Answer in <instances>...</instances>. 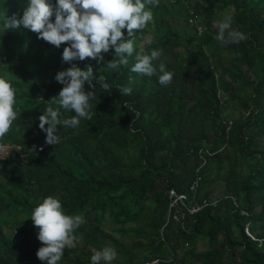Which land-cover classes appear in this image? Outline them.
Listing matches in <instances>:
<instances>
[{
    "label": "trees",
    "instance_id": "1",
    "mask_svg": "<svg viewBox=\"0 0 264 264\" xmlns=\"http://www.w3.org/2000/svg\"><path fill=\"white\" fill-rule=\"evenodd\" d=\"M187 1L159 0L155 26L136 33L129 63L113 71L114 49L69 63L66 44L22 26L4 31V16H22L27 0H0V78L17 112L0 138L11 146L0 157V264H47L30 218L47 196L85 219L59 264H91L105 246L118 254L112 264H264V0ZM225 13L245 34L238 44L217 40ZM154 49L163 50L154 64L174 73L167 85L131 71L137 53ZM73 64L93 70V119L58 125L50 145L39 116L59 107L55 76ZM60 112L61 121L74 115ZM170 188L186 196L181 212L169 207ZM192 203L201 206L190 213Z\"/></svg>",
    "mask_w": 264,
    "mask_h": 264
},
{
    "label": "clouds",
    "instance_id": "2",
    "mask_svg": "<svg viewBox=\"0 0 264 264\" xmlns=\"http://www.w3.org/2000/svg\"><path fill=\"white\" fill-rule=\"evenodd\" d=\"M159 5V0H27L23 14L19 18L4 16L3 29L23 27L37 34L51 45L63 49L62 59L84 61L86 58L100 62L104 53L114 49L116 59L107 63V67L116 71L120 66L129 63L127 57L134 52V40L138 31L148 25L155 26L152 8ZM54 16V21L51 17ZM233 15L225 13L217 24V40L221 44H238L245 40V34L232 28ZM122 30H126V35ZM3 31V32H4ZM162 49H154L150 54L143 50L137 53L131 71L152 77L158 75L161 85L169 84L174 73L166 70L163 62L155 65L160 59ZM93 70L87 66L82 70L73 64L66 70L57 72L55 79L63 85L52 102L59 105L54 109L48 106L44 114L39 116V127L46 133L45 142L53 145L58 143L57 126L79 127L81 120L93 119L90 101L95 98ZM101 88L109 91V85L101 77ZM92 90H85V83ZM120 92L131 95V87H121ZM15 89L4 78H0V138H3L17 118L14 111ZM60 109L72 111L74 115L61 121ZM47 125V127H46ZM3 146H0L2 149ZM31 220L39 231L38 240L42 246L36 256L47 264H59L64 248L73 245L77 237L75 230L85 223L82 215H67L63 211L60 200L54 196L43 198L31 212ZM115 248L105 246L94 250L91 264H112L117 258Z\"/></svg>",
    "mask_w": 264,
    "mask_h": 264
},
{
    "label": "built area",
    "instance_id": "3",
    "mask_svg": "<svg viewBox=\"0 0 264 264\" xmlns=\"http://www.w3.org/2000/svg\"><path fill=\"white\" fill-rule=\"evenodd\" d=\"M198 30H201V27H199L197 25ZM0 146H3L2 149H0V157L7 155L9 153V148L11 147L9 144H0ZM33 147H37L40 148V146H32L31 149ZM198 180V177L194 179V181H192L191 185L189 188H194L196 186V182ZM168 197L170 198L169 201V207H175V211L181 212L180 207H178V204L180 205H184V200L186 198V196L183 193H178L174 188H170L168 189ZM201 205H197V204H190V206H188V211L194 212L197 211L199 209ZM249 234V233H248Z\"/></svg>",
    "mask_w": 264,
    "mask_h": 264
},
{
    "label": "rangeland",
    "instance_id": "4",
    "mask_svg": "<svg viewBox=\"0 0 264 264\" xmlns=\"http://www.w3.org/2000/svg\"><path fill=\"white\" fill-rule=\"evenodd\" d=\"M188 6H193L194 5V2H193V0H191V1H187V3H186ZM204 23H205V20H200L199 18L197 19V25L199 26V27H202V24L204 25ZM218 22H215L214 24H217ZM178 30H181V28L180 27H177V26H175ZM235 110L233 109V107L232 106H230V105H228V107H227V112H230V113H235L234 112ZM107 225V224H106ZM105 225V226H106ZM204 247V245L202 244V243H199V248H203Z\"/></svg>",
    "mask_w": 264,
    "mask_h": 264
}]
</instances>
